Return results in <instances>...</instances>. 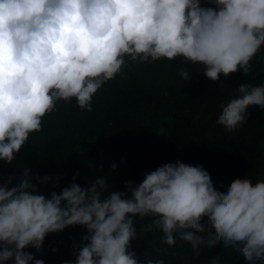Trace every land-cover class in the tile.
Segmentation results:
<instances>
[{"label":"clouds","instance_id":"obj_1","mask_svg":"<svg viewBox=\"0 0 264 264\" xmlns=\"http://www.w3.org/2000/svg\"><path fill=\"white\" fill-rule=\"evenodd\" d=\"M207 2L213 6L201 0H0V160L13 162L58 101L75 98L91 112L98 89L123 75L125 57L145 63L182 56L202 64L212 81L246 74L264 45V0ZM179 74L189 81L187 71ZM238 92L217 119L228 131L245 121L249 106L264 109V83L242 84ZM32 179L24 169L16 186L0 185V264H44L25 249L39 251L48 234L75 226L87 234L73 252L74 264H140L129 250L137 215L154 218L143 231H162L169 247L177 239L189 243L194 257L201 246L222 242L247 264H264V180L236 178L221 192L202 166L178 160L102 199L105 178L93 179L91 187L71 183L50 198ZM206 231L207 238L200 235ZM145 264L165 261L145 256ZM211 264H221L219 255Z\"/></svg>","mask_w":264,"mask_h":264},{"label":"trees","instance_id":"obj_2","mask_svg":"<svg viewBox=\"0 0 264 264\" xmlns=\"http://www.w3.org/2000/svg\"><path fill=\"white\" fill-rule=\"evenodd\" d=\"M201 6L213 5L201 0ZM250 63L246 74H220L212 81L204 76L202 64L182 56L145 63L125 57L123 75L98 89L91 112L82 110L75 98L58 101L42 119L41 131L30 133L13 162L0 160V185L12 175L8 186H16L28 169L38 191L50 198L51 192L59 193L71 183L91 187L93 179L105 178L109 187L103 199L112 191H126V181L138 185L145 173L178 160L202 166L221 192L236 178H249L253 184L264 180V109L249 106L245 121L233 131L217 124L221 106L240 95V85L264 83V45ZM181 70L188 72L190 82L180 76ZM37 175L51 179L41 183ZM153 219L133 217L136 237L129 250L140 264H145V256L165 264H211L217 255L221 264H247L241 253L224 248L222 242L213 248L201 246L198 257L185 241L177 239L169 247L162 231L142 230ZM86 234L81 226L68 227L48 234L41 250L29 246L25 251L44 264H74L73 252ZM200 235L207 238L208 233Z\"/></svg>","mask_w":264,"mask_h":264},{"label":"rangeland","instance_id":"obj_3","mask_svg":"<svg viewBox=\"0 0 264 264\" xmlns=\"http://www.w3.org/2000/svg\"><path fill=\"white\" fill-rule=\"evenodd\" d=\"M11 180V177H10V175L9 176H7V177H5L4 178V182H3V184H5V183H7L8 184V182ZM2 184V185H3Z\"/></svg>","mask_w":264,"mask_h":264},{"label":"built area","instance_id":"obj_4","mask_svg":"<svg viewBox=\"0 0 264 264\" xmlns=\"http://www.w3.org/2000/svg\"><path fill=\"white\" fill-rule=\"evenodd\" d=\"M7 176H9V175H7ZM7 176H5V177H7ZM5 177H4V178H5ZM10 177L12 178V175H10ZM3 182H4V180H3ZM9 182H10V181H9ZM9 182H8V183H9ZM2 184H3V183H2Z\"/></svg>","mask_w":264,"mask_h":264}]
</instances>
